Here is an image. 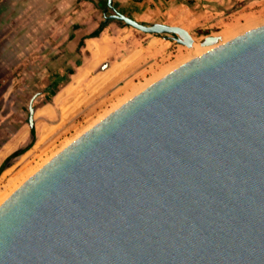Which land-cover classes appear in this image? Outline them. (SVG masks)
Here are the masks:
<instances>
[{
	"label": "water",
	"instance_id": "1",
	"mask_svg": "<svg viewBox=\"0 0 264 264\" xmlns=\"http://www.w3.org/2000/svg\"><path fill=\"white\" fill-rule=\"evenodd\" d=\"M107 2L105 22L209 48L107 113L0 203V264H264V23L198 40Z\"/></svg>",
	"mask_w": 264,
	"mask_h": 264
},
{
	"label": "rangeland",
	"instance_id": "2",
	"mask_svg": "<svg viewBox=\"0 0 264 264\" xmlns=\"http://www.w3.org/2000/svg\"><path fill=\"white\" fill-rule=\"evenodd\" d=\"M262 5L233 14H215L213 17L206 14L201 18L202 22L212 25L206 28L198 24L190 31L198 40L208 34H219L229 39L264 23ZM104 11L100 0H0V142H3L0 145V165L30 137L27 107L30 95L27 90L34 84V75L44 68L60 67L61 59L67 68H76L69 83L35 112L38 139L1 173L2 196L11 192L105 114L197 53L192 47L173 40L174 43L166 47L163 58L147 57L143 38L148 33L133 26L129 27L141 39L135 44L131 37H121L128 46L123 47L122 51L100 53L97 43L93 45L88 40L81 52L78 51L81 36L105 20ZM112 12L110 8L108 13ZM110 20L107 27L128 26ZM76 24L80 25L79 29H75ZM231 28L234 29L232 34L225 35ZM71 33H75L74 38L70 37ZM111 40L107 38L105 43ZM137 44L140 46L134 59H118ZM182 53L187 55L180 58ZM80 60L82 64L78 66ZM105 62H109L110 66L102 69ZM86 64L89 66L86 67ZM42 136L44 140L40 143L38 141ZM7 145L10 148L5 150ZM10 181L16 184L12 185Z\"/></svg>",
	"mask_w": 264,
	"mask_h": 264
},
{
	"label": "crops",
	"instance_id": "3",
	"mask_svg": "<svg viewBox=\"0 0 264 264\" xmlns=\"http://www.w3.org/2000/svg\"><path fill=\"white\" fill-rule=\"evenodd\" d=\"M235 2V0H193V2H190L189 0H114V6L121 12L142 22L160 21L179 24L190 30V28H193L198 24H202L203 27L206 28L210 27L212 24L204 23L201 19L206 14L211 15V17L215 16V14H231L227 13V10L234 7ZM259 4H263L262 6L264 7V0H251L246 3V5L234 10L232 14ZM258 9L262 10V7H259ZM223 19L224 18L220 20ZM127 36L134 39L135 44L137 40L141 39V36L129 26H118L115 28L110 26L104 29L101 36L88 38L87 40L90 42L91 40H95L97 46L100 48V53H106L107 51L118 52L122 51L123 47L128 48V46L121 40V37ZM107 38L112 39L108 44L105 43ZM143 39H145L143 49L146 52L147 57L153 56L156 58H163L166 52V47H169L174 43V41L168 37L152 33H148V36H144ZM139 46V44L133 45L128 54H125L124 57H119L118 59L121 61L134 59ZM87 66H89V64H86V67Z\"/></svg>",
	"mask_w": 264,
	"mask_h": 264
},
{
	"label": "trees",
	"instance_id": "4",
	"mask_svg": "<svg viewBox=\"0 0 264 264\" xmlns=\"http://www.w3.org/2000/svg\"><path fill=\"white\" fill-rule=\"evenodd\" d=\"M190 2H193V0H189ZM235 5L234 7H231L230 10H227V13H232L234 10H236L237 8L239 7H242L244 5H246V3H248L249 1L251 0H235ZM100 6L101 8L104 10L107 6H108V2L107 0H100ZM112 20H116L118 22H121L125 25H128L126 24V22L124 20H121V19H111L110 21ZM146 23H152V22H146ZM108 22H105V21H102L95 29H93L92 31H89V32H85L80 40H79V43H78V51L81 52V48L83 46L86 45V40L88 38H92V37H98V36H101V34L103 33L104 29L108 26ZM130 26V25H128ZM75 29H79L80 28V25H75L74 26ZM157 35L159 36H164V37H168V35H161V34H158L156 33ZM70 37L71 38H74L75 37V33H71L70 34ZM82 63V60L79 61V64ZM76 70L74 68L70 69L69 70V75L64 79L63 83L61 84V86L59 88L56 89V91H59L60 89H62L65 85H67L71 79V75L73 73H75ZM56 93V92H55ZM52 98L46 100V102H50ZM16 128V127H15ZM38 139V135H37V129H36V126L35 124L31 126V132H30V137L28 139L27 142H25L24 144L20 145L18 148H16L14 151H12L5 159L4 161L2 162V164L0 165V175L1 173L6 169L8 168L9 166H11L15 161L16 159L21 156L22 154H24L28 149H30L34 144L35 142L37 141ZM1 143L3 142H0V145Z\"/></svg>",
	"mask_w": 264,
	"mask_h": 264
},
{
	"label": "flooded vegetation",
	"instance_id": "5",
	"mask_svg": "<svg viewBox=\"0 0 264 264\" xmlns=\"http://www.w3.org/2000/svg\"><path fill=\"white\" fill-rule=\"evenodd\" d=\"M63 59H61V66H55L52 68H44L38 74H35L34 84L28 88L29 101L27 103L28 107V121L30 115L31 106H33L36 111L41 106L45 105L46 100L53 98V96L58 92L57 88L61 86L64 79L69 75V70L75 67L67 68V65L63 64ZM82 64V63H81ZM78 62V66H80ZM56 92V93H55ZM31 126V124H30Z\"/></svg>",
	"mask_w": 264,
	"mask_h": 264
},
{
	"label": "bare ground",
	"instance_id": "6",
	"mask_svg": "<svg viewBox=\"0 0 264 264\" xmlns=\"http://www.w3.org/2000/svg\"><path fill=\"white\" fill-rule=\"evenodd\" d=\"M253 20H254V19H253ZM255 20H256V19H255ZM233 28H234V26H233ZM233 28H231V29H229V30L226 29L227 31H226L225 35H227V36L231 35L232 32H233L234 29H235V28H234V29H233ZM232 29H233V31H232ZM235 31H236V30H235ZM90 43L93 44V45H95L97 42H95V40H91ZM201 47H202V46H201L200 44H198V42H196V43H195V46L192 47V48L195 49V50H197V52L200 51V50L203 49V48H204V49L209 48V46H206V47L203 46L202 48H201ZM190 53L192 54L193 52H190ZM185 55H187V53H186ZM185 55L182 53L181 55H179V57H180V58H184ZM180 58H179V59H180ZM180 60H181V59H180ZM176 67H177V66H176ZM174 68H175V67H174ZM171 70H172V69H171ZM169 71H170V70H169ZM169 71H168V72H169ZM166 73H167V72H166ZM166 73H165V74H166ZM150 84H151V83H150ZM148 85H149V84H148ZM148 85H146V86H148ZM146 86H145V87H146ZM143 88H144V87H143ZM143 88H142V89H143ZM140 90H141V89H140ZM140 90H138V91H140ZM138 91H137V92H138ZM137 92H136V93H137ZM122 103H123V102H122ZM119 105H120V104H119ZM115 108H116V107H115ZM115 108H114V109H115ZM112 110H113V109H112ZM112 110H111V111H112ZM108 113H109V112H108ZM105 115H106V114H105ZM105 115H104V116H105ZM104 116H103V117H104ZM103 117H102V118H103ZM100 119H101V118H100ZM97 121H98V120H97ZM97 121H96V122H97ZM92 125H93V124H92ZM43 140H44V137L42 136V137L39 139L38 142L41 143V142H43ZM68 144H69V143H68ZM9 148H10V145H7V147H5V150H8ZM2 153H3V152H2ZM42 165H43V164H42ZM42 165H41V166H42ZM41 166H40V167H41ZM40 167H39V168H40ZM39 168H37L36 170H34L30 175H32V174H33L35 171H37ZM25 171H26V170H25ZM29 171H30V168L27 170V172L29 173ZM27 172H26V173H27ZM23 173H24V171H23ZM25 175H26V174H25ZM30 175H29V176H30ZM29 176H28V177H29ZM28 177H27V178H28ZM27 178H26V179H27ZM26 179H25V180H26ZM25 180H24V181H25ZM15 181H16V180H15ZM24 181H23V182H24ZM10 182H12V181H10ZM23 182H21L20 184H22ZM14 183H15V182H12V185H13ZM10 184H11V183H10ZM15 184H16V183H15ZM20 184L17 185L14 189H12V191L10 190L11 192H9V193L6 194V195H5V193H4V194L2 193L4 197L0 194V198L3 197L2 199H0V203L3 202V201H4V200H5V199H6V198H7V197H8V196H9V195H10V194L16 189V188H18V187L20 186ZM10 188H11V186H10ZM7 190H8V188H7Z\"/></svg>",
	"mask_w": 264,
	"mask_h": 264
}]
</instances>
